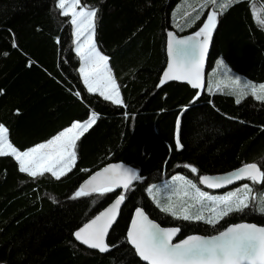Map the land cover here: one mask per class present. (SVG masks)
Listing matches in <instances>:
<instances>
[{"label":"trees","instance_id":"obj_1","mask_svg":"<svg viewBox=\"0 0 264 264\" xmlns=\"http://www.w3.org/2000/svg\"><path fill=\"white\" fill-rule=\"evenodd\" d=\"M57 2L0 0V124L8 129V141L26 151L76 120L93 113L97 119L77 140L71 171L59 179L51 173L30 177L19 171L13 156H0V262L145 264L127 241L138 206L160 225L178 226L179 238L213 235L242 221L264 225V212L258 210L264 181H243L251 188L249 207L215 224L163 212L146 191L174 174L202 187L200 175L245 163L254 162L264 172V101L249 94L238 104L228 85L205 84L199 91L175 81L160 84L168 33L196 32L210 11L216 13V27L208 70L220 57L246 79L264 82V0H237L223 12L218 7L223 0L207 7H201L204 0H79V7L97 9L95 44L108 57L121 103L87 91L78 70L71 17L60 14ZM111 162L132 166L142 179L127 191L72 198L85 178ZM185 165L198 171L192 173ZM117 194L125 201L106 239L109 252L82 247L73 232ZM74 208L78 210L68 227L53 224L49 241L31 256L25 252L15 259V240L35 220Z\"/></svg>","mask_w":264,"mask_h":264},{"label":"snow or ice","instance_id":"obj_2","mask_svg":"<svg viewBox=\"0 0 264 264\" xmlns=\"http://www.w3.org/2000/svg\"><path fill=\"white\" fill-rule=\"evenodd\" d=\"M233 2H237V0H223L218 7L223 12ZM78 3L79 0H58L56 6L61 9V15H71L72 17L75 51L81 61L79 71L87 86V91L89 93L99 92L106 100L121 103L117 84L108 68V57L102 55L95 44L97 9L81 7L77 12L75 9ZM208 4L216 5V0H204L201 7H207ZM195 19H199V16H196ZM187 26L190 27L191 24ZM215 27L216 13L213 11L209 13L203 27L193 35L177 38L172 32L168 33L169 62L168 69L164 72V78L160 81L161 85L166 80H187L192 87H200L203 61ZM218 63L222 65V62ZM224 74L228 75L227 70ZM230 84L236 86L232 87L229 92L237 97L236 103L239 104L249 94L258 101H264V84L255 85L245 81L243 85H240L239 77L230 79ZM96 119L97 116L93 113L85 123L74 122L70 128L64 129L47 142L39 143L22 152L8 141V129L0 124V156H13L19 164V171L27 173L30 177L35 178L44 173H51L53 177L59 179L71 171L68 166L75 164L76 142L80 135L95 123ZM176 123V147L179 149L182 147L179 140V118ZM5 148L10 151H4ZM185 167L190 168L192 173L198 171L191 165H185ZM244 178H248L254 183L264 181V172L260 171L256 163H248L225 176H200L199 181L209 188H221L235 180ZM141 179L138 171L133 168L110 164L85 181L75 191L72 198L76 199L92 194L103 195L119 187L127 191L130 190L133 182ZM187 183L196 189L199 201L213 202L212 216L206 219L200 212L189 214L187 209L178 213L171 203L161 205L158 201L157 206L161 207V211L184 220H206L209 224H215L229 213L243 211L249 207L248 194L251 192V188L248 184L243 185V194H241V189H236L235 192H230L226 196L213 197L201 192L191 181ZM124 199L125 196L122 194L108 209L89 223L84 224L74 233L76 239L100 252L108 251L109 245L105 243V237L115 222L119 206ZM253 199L256 198L253 197ZM206 207L207 205H202V208ZM258 210L264 212V196L258 200ZM179 231L178 228H161L149 220L141 208H137L131 227L128 229L127 241L148 264H264V227L238 224L228 227L216 236H189L179 243H172V238Z\"/></svg>","mask_w":264,"mask_h":264},{"label":"rangeland","instance_id":"obj_3","mask_svg":"<svg viewBox=\"0 0 264 264\" xmlns=\"http://www.w3.org/2000/svg\"><path fill=\"white\" fill-rule=\"evenodd\" d=\"M80 8L81 7H79L77 5L75 10L77 12H79ZM87 9H91V8H87ZM211 12H213V11H210L209 13H211ZM70 17H71V15H70ZM71 19H72V17H71ZM206 21H207V19H206ZM203 25H202V27H203ZM197 31H199V30H197ZM194 33H192V34H194ZM72 37H73L74 50H75L76 43L74 42L75 38H74V26L73 25H72ZM97 49H98V47H97ZM100 53L102 55H104L101 51H100ZM104 56H106V55H104ZM79 61H80V59H79ZM218 62H222V65L219 64ZM107 64H108V62H107ZM80 67H81V61L79 62L78 70H80ZM108 68H109V65H108ZM226 70L228 73L227 76H225V74H224ZM79 73H80V71H79ZM110 74H111L112 78L114 79L111 71H110ZM236 77L240 78V85H243V83L245 81H249L255 85L264 84V82L255 83V82H252V81L246 79L242 75H240V74L236 73L235 71H233L232 69H230V67L224 62V60L222 58L217 57L214 60V65L208 70L206 87L207 88H217V87L222 86V85H228L230 87H236V86H233L230 84V79H235ZM82 81H83V77H82ZM83 83H84V81H83ZM199 91H201V89H199ZM95 93L99 94V92H95ZM119 99L121 101L120 94H119ZM91 117L92 116H90V118ZM90 118H88L86 120H76L74 122L85 123ZM71 125L66 127V128H70ZM77 134L80 135L79 133H77ZM45 142H47V141H45ZM45 142H42V143H45ZM4 151L7 152L10 150L5 148ZM68 167L71 168L72 165L69 164ZM188 181H191L192 184H195L197 186V188L200 189L201 192L207 193L208 195L213 196V197L226 196L230 192H235L236 189H241L242 190L241 194H243V185L247 184V183L242 182V183H240V184H238L232 188H229L227 190H224L221 192H214V191L206 190V189L200 187L194 180L189 179V178H187L181 174H174L171 177L165 178L162 182H158V183L148 185L146 188V191H147L148 196L151 198V200L154 202V204L156 206H157L158 201L161 205L171 203L174 206V209L178 213H180L183 209H187L189 214H194V213L200 212L206 217V219L211 217L212 216L211 209L213 207V202L207 201V200L199 201L197 199L198 193L196 192V189L192 188L187 183ZM149 189H151V192H149ZM249 197H250V195H249ZM202 205H207V207L202 208ZM159 208L161 209V207H159ZM77 210H78V208L63 209L60 212H58V213H56L50 217H47V218H44L41 220H35V222L30 227L25 229L20 234V236L15 240V243H14V250H15L14 251L15 252L14 257H15V259H17L18 254L25 253V252H29L30 256H31L38 249L39 246H41L45 242L49 241L51 239L50 227L53 224L58 223L64 227H68L72 221V218L75 216ZM221 219H219L218 221H220ZM202 222H206V220H202Z\"/></svg>","mask_w":264,"mask_h":264},{"label":"water","instance_id":"obj_4","mask_svg":"<svg viewBox=\"0 0 264 264\" xmlns=\"http://www.w3.org/2000/svg\"><path fill=\"white\" fill-rule=\"evenodd\" d=\"M174 34V33H173ZM175 35V34H174ZM190 35H193V34H185V35H180V36H177L175 35L177 38H183L185 36H190ZM211 48H212V36H211V39L209 41V44H208V50H207V53L204 57V61H203V67H202V78H201V81L199 82L200 83V87H197L195 89L199 90V89H203L205 84H206V81H207V71H208V60H209V57H210V53H211ZM166 57H167V60H166V64H165V67H164V70H163V73H162V78H164V72L167 71L168 69V62H169V55H168V40H167V44H166ZM166 81H175V82H179V83H182V84H187L189 86L192 87V85L190 83H188L187 80H166ZM194 88V87H193ZM175 135H177V123H176V133ZM254 163V162H252ZM117 165V164H120V165H124L126 167H129V168H133L132 166H129L128 164H125V163H122V162H111V163H108L104 166H102L101 168H99L98 170H96L95 172H93L92 174H90L87 178H85L81 183H80V186L82 184H84L85 181L89 180L90 177H92L93 175H95V173L97 172H101L104 168L108 167V165ZM245 164H248V163H245ZM244 165V164H243ZM243 165H240L239 167L235 168V169H232V170H229V171H226V172H221V173H216V174H203V175H200V176H210V177H221V176H225L227 175L228 173H232V172H235L237 169L241 168ZM258 166V165H257ZM259 167V166H258ZM134 169V168H133ZM261 171V170H260ZM199 176V177H200ZM248 178H244V179H241V180H235L233 181V183L231 184H227L225 185L224 187H221V188H209L207 187L205 184H201V186L206 189V190H210V191H214V192H221V191H224V190H227L229 188H232L240 183H242L243 181L247 180ZM199 180V178H198ZM79 186V187H80ZM124 188L122 187H119V188H116L115 190H122ZM121 195L120 194H117L116 196H114V198L107 204L105 205L102 209H100L97 213H95L92 217H90L86 222H84L80 227H78L74 232H73V238L74 240L80 244L82 247L88 249V250H92V251H97L99 253H107L109 252L110 250V247H109V250L106 251V252H100L98 249H93V248H90L88 247L87 245H84L83 243H81L80 241H78L74 235V233L76 231H78L81 227H83L84 224L86 223H89L90 221H92L93 219H95L96 216H98L101 212L105 211L106 209H108ZM125 201V200H124ZM124 201L121 203V205L119 206V209H118V215H117V218L115 220V222L112 224V226L109 228V231H108V234L110 232V230L112 229V227L114 226V224L116 223L117 219H118V216H119V212L124 204ZM137 208H141L143 211L144 209L140 206H138ZM136 208V209H137ZM136 209L134 210L133 214H132V217H131V221H130V224H129V227L128 229L131 227V223H132V220L133 218L135 217V214H136ZM145 215H147L148 219L153 221L154 223L158 224L161 228H178L180 229L178 226H162L160 225L157 221H155L154 219L150 218L148 216V214L144 211ZM238 224H252V225H256L257 227H264V225H259V224H256V223H252V222H247V221H242V222H238V223H233V224H230L229 226H227L226 228H224L222 231L220 232H223L225 231L228 227L230 226H233V225H238ZM216 233V234H213V235H201V234H189V235H186L182 238H179L180 236V231L177 232V234L172 238V243H179L180 241L186 239L187 237L189 236H201V237H212V236H216V235H219V233ZM127 233H128V230H127ZM107 234V236H108ZM107 236L105 237V243L107 244L106 242V239H107ZM129 243V242H128ZM130 244V243H129ZM108 245V244H107ZM130 246L135 250V248L130 244ZM136 252V251H135ZM137 254V253H136ZM137 256L141 259L142 262H144L145 264H148L147 261H144L138 254ZM0 264H3L0 262Z\"/></svg>","mask_w":264,"mask_h":264}]
</instances>
